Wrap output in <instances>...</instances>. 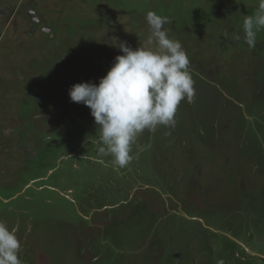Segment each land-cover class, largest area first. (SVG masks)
<instances>
[{"label": "rangeland", "instance_id": "obj_1", "mask_svg": "<svg viewBox=\"0 0 264 264\" xmlns=\"http://www.w3.org/2000/svg\"><path fill=\"white\" fill-rule=\"evenodd\" d=\"M261 2L0 0V220L21 264H264V30L243 40ZM150 11L195 96L121 168L69 89L149 46Z\"/></svg>", "mask_w": 264, "mask_h": 264}, {"label": "clouds", "instance_id": "obj_2", "mask_svg": "<svg viewBox=\"0 0 264 264\" xmlns=\"http://www.w3.org/2000/svg\"><path fill=\"white\" fill-rule=\"evenodd\" d=\"M145 19L150 29L149 46L133 49L121 43L123 54L115 57L98 84L80 82L69 89L71 101L89 107L99 126L103 147L98 151L111 155L121 168L131 161L132 145L139 135L145 130L155 132L159 126L174 127L181 101L192 103L195 96L188 55L164 28L170 23L168 17L150 11ZM261 30L264 0L243 22V40L249 48L256 47ZM16 231L0 220V264H21Z\"/></svg>", "mask_w": 264, "mask_h": 264}, {"label": "flooded vegetation", "instance_id": "obj_3", "mask_svg": "<svg viewBox=\"0 0 264 264\" xmlns=\"http://www.w3.org/2000/svg\"><path fill=\"white\" fill-rule=\"evenodd\" d=\"M6 9L4 7H0V12H2L3 14H5ZM11 18V16L9 15L8 19L6 20V22L9 21V19Z\"/></svg>", "mask_w": 264, "mask_h": 264}]
</instances>
